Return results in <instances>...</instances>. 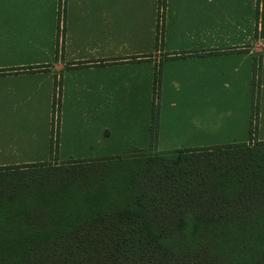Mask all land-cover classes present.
<instances>
[{
  "label": "crops",
  "instance_id": "obj_1",
  "mask_svg": "<svg viewBox=\"0 0 264 264\" xmlns=\"http://www.w3.org/2000/svg\"><path fill=\"white\" fill-rule=\"evenodd\" d=\"M257 57L262 81L264 0H163L161 8L159 0H0V168L91 160L57 149V103L73 117L59 127L74 116L98 123L114 98L148 118L167 84L198 98L239 95L249 107ZM11 129L24 131L19 141L8 140ZM139 140L135 147L167 146L163 132Z\"/></svg>",
  "mask_w": 264,
  "mask_h": 264
},
{
  "label": "rangeland",
  "instance_id": "obj_2",
  "mask_svg": "<svg viewBox=\"0 0 264 264\" xmlns=\"http://www.w3.org/2000/svg\"><path fill=\"white\" fill-rule=\"evenodd\" d=\"M157 31H161L160 25ZM252 60L254 79L259 74L254 67L260 63V58ZM258 80H252L251 103L249 101L250 106L244 109L241 108L243 98L239 95L233 97L230 93L221 92L214 97H192L190 89L184 90L174 84L165 86L155 71V83L168 90L154 96L148 118L147 114L133 112L130 105L118 104L116 98L108 100L117 104L112 109L108 107L105 114L96 116V119L99 117L96 124L84 121L83 116H74L75 122L59 127L61 117L65 120L73 117L61 116L55 111L51 136L58 143L57 149L70 159L91 160L40 163L0 171V224L30 221L43 227L22 239L11 234V228L0 226V232L4 228L0 236L3 238L0 240V257L11 258L15 252L26 251L32 245L29 239L36 242L40 236L53 240L56 232L80 222L84 224L92 218L88 213L91 209L131 203L151 165L147 161L148 156L159 155L169 162L186 152L198 153L194 162L199 161L201 164L197 165L206 169L210 168L205 163L211 160V163L220 162L221 165L250 162L254 158L247 155L253 153L223 155L222 160H216L218 156L214 152L222 148H259V141L264 142V107L259 110L258 106L260 94L264 100V91L259 89L261 84L264 85V79ZM123 100L131 102L134 98L129 96ZM147 124L145 135L163 132L167 146L155 148L160 152L154 148L135 147L136 143L142 142L139 139L145 137L141 136V130ZM4 133L13 142L19 141L14 137L24 131L11 129ZM207 148H212L211 154L206 153ZM56 224L65 228L54 230L52 226ZM235 237L264 240V233L252 230Z\"/></svg>",
  "mask_w": 264,
  "mask_h": 264
},
{
  "label": "trees",
  "instance_id": "obj_3",
  "mask_svg": "<svg viewBox=\"0 0 264 264\" xmlns=\"http://www.w3.org/2000/svg\"><path fill=\"white\" fill-rule=\"evenodd\" d=\"M55 111L58 103L53 121ZM259 143L217 150L216 160L234 153H253L247 156L254 159L234 165L211 160L205 163L210 169L194 162L198 153L169 162L148 156L151 165L131 203L91 209L92 218L74 227L56 224L54 230H65L54 232L53 240L29 239L26 251L0 257V264H264V240L235 237L264 233V142ZM205 151L211 154L212 148ZM29 222L0 226L25 239L43 228Z\"/></svg>",
  "mask_w": 264,
  "mask_h": 264
}]
</instances>
